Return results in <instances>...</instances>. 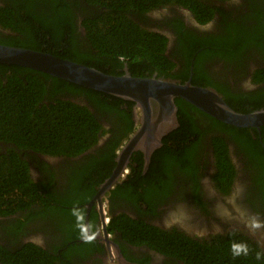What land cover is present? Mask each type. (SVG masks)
<instances>
[{"label":"trees","instance_id":"16d2710c","mask_svg":"<svg viewBox=\"0 0 264 264\" xmlns=\"http://www.w3.org/2000/svg\"><path fill=\"white\" fill-rule=\"evenodd\" d=\"M175 3L188 4L194 13L201 5L206 10L205 14L211 13V8L199 0H0V44L41 50L112 75L122 74L126 65L133 76L148 77L156 73V78L177 82L176 74L186 80L190 72L189 55L180 73L169 71L174 63L173 56L165 51L166 37L150 31L146 26L147 11ZM255 16L254 12L252 17ZM236 18L230 20V54L227 55L244 62L242 60L246 56L243 51L247 47L255 53L264 52V11L257 15L256 26L252 30L244 28L243 23L248 22L246 18ZM4 30L7 33H1ZM187 34L189 45L184 44L183 48H196L192 44L196 43L198 36L192 31ZM202 42L209 43V49L203 51L208 53L213 46L227 43V37L213 34L203 37ZM254 52L245 54L250 56ZM197 68L195 58L190 80L194 85L203 86L201 81L206 79V75H201V70L198 74ZM263 71L258 69L256 74ZM76 94L89 99L98 112L121 115L130 127L124 129L120 136L111 128L103 127L100 117L92 112L93 108L91 111L86 104L71 99ZM251 99H255L252 107L259 106L261 98ZM175 103L182 125L171 135L187 137L198 127L192 122L190 129L185 122L183 124L182 117L187 115V109L200 111L178 97ZM131 104L112 94L29 67L0 63V217L5 219V227L17 233L31 218L41 217L51 220L53 227H63L73 231L76 237L81 236L85 212L83 204L109 176L115 165L116 150L132 129L133 122L129 120ZM181 106L184 111H181ZM213 121L217 126L228 127ZM259 129L264 134V125ZM244 130L248 132L242 135L235 131L239 142L256 144L258 132L255 128ZM104 134L106 137L102 146L95 149ZM1 144H6V147L1 148ZM184 147L168 148L165 145L157 152L162 155L155 158L159 162L165 159L192 160L196 141ZM18 150L24 156L30 151L52 156H77L83 152L84 155L73 164L66 161L69 167L67 176L58 189L59 194H55L51 186L53 174L50 173L48 180L34 181L29 176L28 162ZM182 161L179 162L182 168L193 166L192 162L187 164ZM222 165L229 167L228 163ZM221 169L228 173L225 168ZM145 177L115 184L111 193H119L128 200H131L130 197L136 200L144 198L143 202L151 194L160 196V187L166 182L161 180V186L157 187L144 182ZM259 183L263 185L262 180ZM106 228L110 233L115 230L121 232L129 243L146 245L186 264H264V249L259 241L238 230L214 235L210 240H196L183 231L161 230L142 220L134 221L124 213L112 214ZM88 247L89 240L73 241L64 251H59L55 245L47 248L33 242L22 243L15 248L0 246V262L80 264L79 257Z\"/></svg>","mask_w":264,"mask_h":264},{"label":"flooded vegetation","instance_id":"af4514ba","mask_svg":"<svg viewBox=\"0 0 264 264\" xmlns=\"http://www.w3.org/2000/svg\"><path fill=\"white\" fill-rule=\"evenodd\" d=\"M199 1L210 7L211 13L205 14L206 10L201 5H199L198 12L194 13L189 9L188 4L182 5L181 3L160 5L159 8L146 12V26L149 30L161 33L167 39L165 51L167 55L173 56L172 62L174 63L169 71L180 73L182 66H185V58L189 55L188 78L193 75V63L196 58L198 74L201 70L203 71L201 75H206V79H202L204 81L200 79L203 84L201 87L218 94L233 111L249 114L264 110V73L256 74L258 69L264 70V52L262 54L255 53L251 47H247L243 51L246 56L242 60L244 62L227 55L230 54V20H236V17L242 16L248 21L243 23L244 28L252 30L256 26L257 15L264 11V0ZM254 12L256 16L252 17ZM210 15L211 17H209ZM179 30H182V33H179ZM191 31L198 36L196 43L192 44L196 48L193 49L189 46V49H184V44L189 45L190 39L187 37L189 35L187 33ZM1 33L7 32L4 30ZM213 34L222 38L227 37V43L213 46L208 53L203 52L209 49L207 45L209 43L204 44L202 38ZM252 51L254 53L250 56L245 54L252 53ZM125 69L128 70L126 65L120 75L125 74ZM155 74L153 73L151 76H155ZM175 78L178 79L177 83H183L188 79L184 80L185 78L177 77L176 74ZM261 93L262 95H258ZM251 98H261L258 100L259 106L252 107L254 105L251 103L255 99ZM71 99L86 104L90 110L93 108L91 111L100 117L99 120L103 127L111 128L119 136L125 132L124 129L130 127L128 121L121 115H110L94 110L89 99H86L82 94H76ZM122 100L132 102L129 120L131 119L133 126L122 141V145L116 150L115 165L105 179L117 170L118 176L113 186L131 179L141 178L143 175H146L144 182L152 183L157 187L161 186V180H164L166 184L160 187V196L151 194V197L144 202V198L136 200L134 197H130L131 200H128L119 193H111L112 186L100 196L99 201L96 198L93 199L104 180L90 198L94 201L88 210L86 230L84 228L86 204L90 200L83 204L85 212L81 236L76 237L73 231L63 227H53L51 220L41 217L31 218L16 233L14 230L6 228L5 219L0 217V246L15 248L19 244L33 242L47 248L55 245L59 251H64L73 241L89 240L88 249L82 257H79L80 264H186L183 260L165 256L146 245L138 246L129 243L122 237L121 232L116 230L112 233L108 232L106 227L110 223L112 214L124 213L134 221L142 220L161 230L183 231L196 240H210L214 235L230 231V223L234 220L245 222L247 224L245 228L250 234L248 236L251 239H257L261 248L264 249V134L261 130L255 128L258 132L256 144H241L235 131L242 135L248 132L244 130L245 128L254 127L233 126L197 108L200 112L187 109V115L185 114L182 119L183 124L185 122L190 129L193 122L198 130L190 131L187 137H172L171 132L182 125L179 119V108L176 105L174 120L171 121L173 128L163 136L161 145L154 148L149 156L142 146L136 147L126 156L123 147L135 136L143 122L142 111L135 107V102L124 98ZM157 108V105H151L147 121L149 132L154 126L155 120H161L163 128L169 124L167 116L159 119L160 113ZM181 109L184 111L182 106ZM213 119L227 124L228 127L225 129L222 125H215ZM124 124H126V128H124ZM105 137L106 134L100 137L95 149L102 146ZM144 137L148 139L145 130L141 135L142 139ZM191 141H196V152L193 153L192 160L188 161L186 158L184 161L165 159L159 162L155 158L157 155H162L157 152L165 145L168 148L181 147L184 149V145ZM5 147L6 144H1V148ZM18 152L28 162L29 176L34 181L48 180L50 173L53 174L51 186L54 188L55 194H59L58 189L64 182V177L67 176L66 171L69 167L66 161L73 164L84 155L83 152L77 156H52L30 151L24 156L23 152L19 150ZM118 157H122V159L117 160ZM181 161L187 164L192 162L193 166L182 168L179 163ZM223 163H228L229 167L222 165ZM46 165L51 168L48 169ZM44 167H46L45 171ZM221 167L225 168L228 173H224ZM260 180L263 185L259 183ZM177 224H180L181 229ZM111 249L115 253L113 259H110ZM55 253L58 254V251ZM0 264L2 263L0 262Z\"/></svg>","mask_w":264,"mask_h":264},{"label":"water","instance_id":"95a60500","mask_svg":"<svg viewBox=\"0 0 264 264\" xmlns=\"http://www.w3.org/2000/svg\"><path fill=\"white\" fill-rule=\"evenodd\" d=\"M0 63L29 67L84 87L134 101L135 107L142 111L143 125L124 145L123 150L126 156L138 146L146 149V154L149 156L154 148L161 145L163 136L173 128L171 121L174 120L176 112L175 98L177 97L233 126L259 129L264 125V110L249 114L235 112L212 90L192 84L191 76L185 82L177 83L155 76H132L127 69L123 75H112L48 52L5 44H0ZM152 104L158 107L159 119L164 116L169 118V124L165 128L161 120H155L154 126L150 129V132L154 133L149 132L147 125ZM144 130L148 139L141 138ZM117 176V170H115L109 178L105 179L93 199L96 198L99 201L100 196L113 186ZM93 199L86 204L85 230L88 210L93 204Z\"/></svg>","mask_w":264,"mask_h":264},{"label":"rangeland","instance_id":"374dc122","mask_svg":"<svg viewBox=\"0 0 264 264\" xmlns=\"http://www.w3.org/2000/svg\"><path fill=\"white\" fill-rule=\"evenodd\" d=\"M244 223L243 222L242 223L241 222H237V221L234 220L233 222L230 223V230H238V231L244 232L247 235H250L248 230L245 228V227H247V224L246 223L244 224ZM177 226H178V228L181 229L180 224H177Z\"/></svg>","mask_w":264,"mask_h":264},{"label":"built area","instance_id":"2783aa9c","mask_svg":"<svg viewBox=\"0 0 264 264\" xmlns=\"http://www.w3.org/2000/svg\"><path fill=\"white\" fill-rule=\"evenodd\" d=\"M114 256H115L114 252H113V251H111V252H110V259H113V258H114Z\"/></svg>","mask_w":264,"mask_h":264},{"label":"clouds","instance_id":"9594fccd","mask_svg":"<svg viewBox=\"0 0 264 264\" xmlns=\"http://www.w3.org/2000/svg\"><path fill=\"white\" fill-rule=\"evenodd\" d=\"M112 251V249L110 250V252ZM114 252V251H113ZM115 254V253H114Z\"/></svg>","mask_w":264,"mask_h":264}]
</instances>
